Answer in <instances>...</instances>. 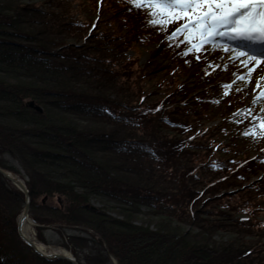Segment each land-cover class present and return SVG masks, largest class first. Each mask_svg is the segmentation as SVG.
I'll use <instances>...</instances> for the list:
<instances>
[{
    "label": "trees",
    "instance_id": "1",
    "mask_svg": "<svg viewBox=\"0 0 264 264\" xmlns=\"http://www.w3.org/2000/svg\"><path fill=\"white\" fill-rule=\"evenodd\" d=\"M113 3L115 24L101 28V16L84 27L70 0H0V155L24 171L31 218L59 233L90 229L65 236L83 264L111 256L118 264H264V227L254 217L264 209V147L246 154L247 130L227 126L234 115L206 126L216 119V97L181 78L192 65L180 54L184 36L180 46L167 39L182 21L165 30L148 23L152 9ZM144 42H158L151 56L164 51L169 61L134 68L126 52ZM158 69L165 71L153 78ZM0 165L18 173L1 157ZM92 197L117 214L91 206ZM23 199L0 174V264H72L42 257L20 238ZM142 206L159 218L154 229L134 223Z\"/></svg>",
    "mask_w": 264,
    "mask_h": 264
},
{
    "label": "rangeland",
    "instance_id": "2",
    "mask_svg": "<svg viewBox=\"0 0 264 264\" xmlns=\"http://www.w3.org/2000/svg\"><path fill=\"white\" fill-rule=\"evenodd\" d=\"M24 1L28 3L33 2L36 4L45 2V0ZM70 1L75 7V15L79 20H81V23L84 27H87L89 22L96 16H101L102 18V22L100 23L101 28H106L105 26H114L117 16L116 14H113V6H117V4H114L113 0L102 1L100 9L97 10L93 7L95 0ZM105 18H110V23H104L103 21ZM180 21H182L181 24L185 22L183 19L179 20V22ZM178 27H180V25ZM182 36H184V34H181L177 37L181 38ZM216 39L217 41L223 42L225 44L229 43L225 40H221L218 38ZM174 40L178 41L179 46L181 45V43L179 42L180 39L175 38ZM157 45L158 42H144L139 44L135 43L127 50L126 55L129 59L134 60V68L144 66V64L150 59H153L155 62H158L163 66L167 63V61H169L168 59H170V57L166 56L164 51H159L157 52V54H155L154 57H152L151 54L153 53V50ZM184 46L185 51L188 47H190L187 44H184ZM204 48L205 50L202 52L190 53L188 55L190 61H192V65L188 67L189 71L188 69H186V74L181 75V78L186 79L187 82H195L199 84L197 86L200 87L197 89V91H202L210 87L212 93H214L216 97L215 106L211 104V107L216 111V117L214 116L216 119L207 121L205 123L206 126L211 127L215 123L222 121L224 119V116H222L223 113H225L226 116L234 115V119L227 124L228 129H230L233 133H235L236 128L238 130L246 129V132L249 133L245 136V139L247 140V142H249V148L247 149L246 154H248L249 156H255L260 152L258 148L264 147V97L257 100L258 93L264 91V69L261 70L262 74L260 76L259 72L256 75V65L254 62L247 63V66H245V59L241 57L237 59H230L234 55V53L224 52L222 49H217L214 52L209 51L207 50L210 48L209 45H205ZM256 55L259 56L258 54ZM197 56H200L201 59H197ZM249 69H254V71L249 72L248 74H243L245 71H249ZM164 71L165 70L163 69H158L153 78H156V76H161ZM237 74H242L241 76H244L245 79H238L236 76ZM153 78L152 82L154 81ZM200 78L203 80H201ZM225 85H230V87L226 88ZM39 106L41 107V105ZM228 138L229 136L226 135L219 136L221 142H226ZM0 157L4 159V162L7 166L17 170L19 176L24 177V171L22 170V167L18 160L7 153L0 155ZM58 202H62L61 197L58 198ZM53 203L57 204L55 198L53 199ZM90 205L93 207L106 209L107 212L112 215L117 214V209H112V203L104 198L92 197L90 199ZM21 210L17 214L16 222L21 217ZM29 210L28 216L31 218ZM144 212H147V209L142 206L141 211L136 213L133 218L134 223L148 225L151 229L157 227L156 221L159 218L154 215H145ZM254 217L259 222V226L264 227V209L256 210L254 213ZM32 221L34 222V220ZM173 224L175 223L173 222ZM48 225H50V227H42L40 231L41 237L46 241L45 243L65 250H68L64 246L65 242H67V238L65 237L67 236V234H80L87 237L90 235L89 233H92L90 229L84 231V229H81L79 227L66 228L62 233H59L56 229H53V226L51 224ZM179 229L188 230L192 233L197 232L196 228H190L189 226H185L182 224L179 226ZM35 235L39 238L36 229ZM229 237H231V235L224 233H217L213 236V238L216 240H226ZM261 242H264V237L261 238ZM85 250L88 251V247L85 248ZM79 252L80 256L83 257L84 251L79 249ZM81 264L83 263L81 262ZM108 264L118 263L115 257L111 256L110 262Z\"/></svg>",
    "mask_w": 264,
    "mask_h": 264
},
{
    "label": "snow or ice",
    "instance_id": "3",
    "mask_svg": "<svg viewBox=\"0 0 264 264\" xmlns=\"http://www.w3.org/2000/svg\"><path fill=\"white\" fill-rule=\"evenodd\" d=\"M135 7L152 9V17L148 23L160 25L165 30L169 23L183 19L185 22L176 28L169 40L184 34L182 43L190 47L180 53L187 56L199 53L209 45V51L222 49L234 53L231 59L242 56L247 62L252 61L257 68L264 64V52L259 56L256 52L264 49V0H129ZM222 37L228 44L217 41ZM255 49L256 52L250 51ZM200 59V56L196 57ZM254 69H249V72ZM238 79L244 80V76ZM234 83V82H233ZM259 86V85H258ZM230 87V85H225ZM227 94V93H225ZM264 96V93L261 94ZM260 97H257V100ZM249 133H245L248 135Z\"/></svg>",
    "mask_w": 264,
    "mask_h": 264
},
{
    "label": "water",
    "instance_id": "4",
    "mask_svg": "<svg viewBox=\"0 0 264 264\" xmlns=\"http://www.w3.org/2000/svg\"><path fill=\"white\" fill-rule=\"evenodd\" d=\"M26 104L32 108H34L35 110L41 112L42 108L36 104L34 102V100L30 99L27 100ZM0 174L6 178L7 180H9L13 185H15L18 189H20L23 194H24V199H23V206H22V210H21V217L17 220V230H18V234L21 237V239L28 244L29 246H31L37 253H39L41 256L45 257V258H64L69 260L72 264H80L76 258L72 255L71 252H69L70 255L66 254L62 249L60 250L59 247H54L52 246V248H54V251H49L48 253H44L41 252L39 250H37L33 243L26 239L20 230V224L24 221V217L26 215H28V210L30 208V196L28 194L27 188L23 182V180L12 170H9L3 166L0 165ZM45 200V197L43 198V201Z\"/></svg>",
    "mask_w": 264,
    "mask_h": 264
},
{
    "label": "bare ground",
    "instance_id": "5",
    "mask_svg": "<svg viewBox=\"0 0 264 264\" xmlns=\"http://www.w3.org/2000/svg\"><path fill=\"white\" fill-rule=\"evenodd\" d=\"M217 38H218V39H221V40H225V39L222 38V37H217ZM225 41H226V40H225ZM226 42H228V41H226ZM250 51L256 52L255 49H251ZM262 52H264V49L260 50V52H256V54H261ZM241 58H243V59H245V61H247V57H246V56H242ZM230 59H231V58H230ZM251 62H252V61H249V62H247V63H251ZM263 69H264V64H262L259 68H257V66H256V75H257L258 72H259V76H260V75L262 74L261 70H263ZM248 73H249V71H245L243 74H248ZM241 75H242V74H237L236 76H237V78H238V77L241 76ZM263 76H264V75H263ZM262 93H264V91L258 93V97L263 98L264 96L261 95ZM20 230H21L22 235H23L26 239L30 240V241L33 243L34 247H35L37 250H39V251H41V252H44V253H48L49 251L52 252V251L55 250L54 248H52V245H48V244L42 242L41 240H39V239L37 238V236L35 235L34 222L32 221V219H31L28 215H26V216L24 217V221L20 224ZM59 249H60V248H59ZM60 250H61V249H60ZM63 251H64L66 254L70 255L68 251H66V250H63Z\"/></svg>",
    "mask_w": 264,
    "mask_h": 264
}]
</instances>
